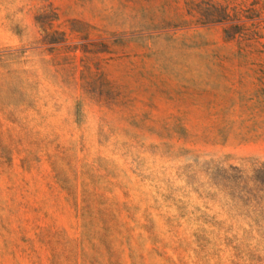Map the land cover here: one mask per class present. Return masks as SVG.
I'll return each mask as SVG.
<instances>
[{
	"label": "rangeland",
	"instance_id": "374dc122",
	"mask_svg": "<svg viewBox=\"0 0 264 264\" xmlns=\"http://www.w3.org/2000/svg\"><path fill=\"white\" fill-rule=\"evenodd\" d=\"M190 19L0 0V264H264V39Z\"/></svg>",
	"mask_w": 264,
	"mask_h": 264
},
{
	"label": "trees",
	"instance_id": "16d2710c",
	"mask_svg": "<svg viewBox=\"0 0 264 264\" xmlns=\"http://www.w3.org/2000/svg\"><path fill=\"white\" fill-rule=\"evenodd\" d=\"M190 20L184 24L223 25V35L239 44H263L264 0H182ZM200 15L195 16L196 8ZM193 17H196L192 19Z\"/></svg>",
	"mask_w": 264,
	"mask_h": 264
}]
</instances>
